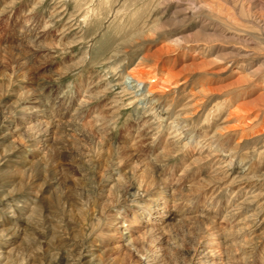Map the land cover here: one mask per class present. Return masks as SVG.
Here are the masks:
<instances>
[{
    "label": "clouds",
    "instance_id": "9594fccd",
    "mask_svg": "<svg viewBox=\"0 0 264 264\" xmlns=\"http://www.w3.org/2000/svg\"><path fill=\"white\" fill-rule=\"evenodd\" d=\"M0 264H264V0H0Z\"/></svg>",
    "mask_w": 264,
    "mask_h": 264
}]
</instances>
